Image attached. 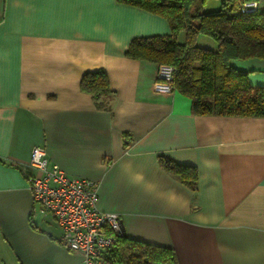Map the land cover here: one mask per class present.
Masks as SVG:
<instances>
[{
    "label": "crops",
    "instance_id": "1",
    "mask_svg": "<svg viewBox=\"0 0 264 264\" xmlns=\"http://www.w3.org/2000/svg\"><path fill=\"white\" fill-rule=\"evenodd\" d=\"M169 33L163 16L117 0H0V264H83L33 204L34 146L97 181L98 209L119 214L126 236L172 249L159 264H264V117L195 114L177 91L155 92L158 64L125 51ZM231 64L264 87L263 59ZM94 69L114 91L112 112L80 87ZM161 156L193 167L195 184Z\"/></svg>",
    "mask_w": 264,
    "mask_h": 264
},
{
    "label": "trees",
    "instance_id": "2",
    "mask_svg": "<svg viewBox=\"0 0 264 264\" xmlns=\"http://www.w3.org/2000/svg\"><path fill=\"white\" fill-rule=\"evenodd\" d=\"M166 18L170 33L135 37L125 55L173 67V91L191 101L195 114L264 117V87L252 86L248 72L231 61L264 60V10L241 12L237 0H223L219 9L203 10V0H117ZM179 32L184 33L179 41ZM214 41L215 48L197 44L199 36ZM80 87L91 94L98 108L112 112L114 96L103 69L83 73ZM161 165L193 186L195 169L161 156ZM106 264H159L174 261L172 249L119 233L105 252Z\"/></svg>",
    "mask_w": 264,
    "mask_h": 264
},
{
    "label": "built area",
    "instance_id": "3",
    "mask_svg": "<svg viewBox=\"0 0 264 264\" xmlns=\"http://www.w3.org/2000/svg\"><path fill=\"white\" fill-rule=\"evenodd\" d=\"M241 12L260 8L259 0H237ZM173 67L158 64L152 88L158 93L173 91ZM29 165L37 172L28 176L33 204L50 214L61 230L59 242L78 253L83 264H106L105 252L121 233V217L98 209V182L71 177L57 164H49L42 146H34Z\"/></svg>",
    "mask_w": 264,
    "mask_h": 264
},
{
    "label": "rangeland",
    "instance_id": "4",
    "mask_svg": "<svg viewBox=\"0 0 264 264\" xmlns=\"http://www.w3.org/2000/svg\"><path fill=\"white\" fill-rule=\"evenodd\" d=\"M203 37H205L206 38V41L204 42V43H202L203 45V47L204 48H210V49H214L215 47H212L211 46V42L214 44V41L213 40H211L210 38H208V37H206V36H203ZM211 41V42H210Z\"/></svg>",
    "mask_w": 264,
    "mask_h": 264
},
{
    "label": "water",
    "instance_id": "5",
    "mask_svg": "<svg viewBox=\"0 0 264 264\" xmlns=\"http://www.w3.org/2000/svg\"><path fill=\"white\" fill-rule=\"evenodd\" d=\"M121 229H122V233H123V232H124V231H123V228L121 227Z\"/></svg>",
    "mask_w": 264,
    "mask_h": 264
}]
</instances>
